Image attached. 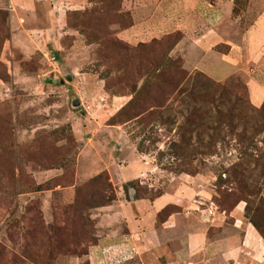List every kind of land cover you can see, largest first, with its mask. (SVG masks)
I'll use <instances>...</instances> for the list:
<instances>
[{
	"label": "rangeland",
	"instance_id": "374dc122",
	"mask_svg": "<svg viewBox=\"0 0 264 264\" xmlns=\"http://www.w3.org/2000/svg\"><path fill=\"white\" fill-rule=\"evenodd\" d=\"M192 1L38 0L26 8L0 0V264H88L101 235L116 243L108 234L131 217L129 204L139 218L136 187L153 200L182 186L177 196L195 206L178 201L179 231L160 230L152 248L140 237L128 255L107 247L104 264L133 253L121 264H264V239L250 223L264 234V114L242 75L218 81L193 68L192 47L178 49L183 35L163 10ZM161 13L166 24L155 20ZM168 58L194 78L184 85H203L201 73L232 93L151 107L179 81ZM194 109L207 116L195 119L189 139L182 126ZM219 110L232 117L222 128ZM179 208L158 213L156 228ZM191 231L209 246L192 250L180 236Z\"/></svg>",
	"mask_w": 264,
	"mask_h": 264
},
{
	"label": "crops",
	"instance_id": "0c3cea01",
	"mask_svg": "<svg viewBox=\"0 0 264 264\" xmlns=\"http://www.w3.org/2000/svg\"><path fill=\"white\" fill-rule=\"evenodd\" d=\"M38 0H16L21 7H30L31 2ZM13 2V1H11ZM169 2H164L163 6ZM175 12L170 14L163 10V14L171 16V22L177 24V30L183 35L182 40L177 44L178 49L183 50V54L191 53L189 48H193V54L196 60L193 62V68L203 71L210 77L222 81L233 74L242 75L245 78L248 87L249 99L251 103L259 107L264 102V0H248L244 8H241L237 15L233 14L235 0H193L192 2H177ZM174 10V9H173ZM159 14L156 21L167 23L166 15ZM165 23V24H166ZM183 179V178H182ZM184 186L180 187L176 195H160L153 200L137 199L133 205L141 206L142 219L133 216V207L131 206V217L123 218V226L116 229L114 234H108L111 240L116 243L105 241L101 235L95 245L91 246L85 260L88 264H104L106 254L104 249L112 247L120 253L128 255L132 250L136 253L138 245L136 241L143 237L147 240L146 245H160L158 243V232L177 233L180 226H175L174 221L182 210L177 195ZM169 197V198H168ZM183 202V201H182ZM190 207L195 205L190 202H183ZM168 205L178 207V211L165 217L156 228L155 219L163 209ZM129 214V211H128ZM125 215V214H124ZM184 229V228H183ZM186 230V229H185ZM180 234L183 242H188L192 250L201 246H206L207 238L193 231ZM113 237V238H112ZM184 237V238H183ZM137 239V240H136ZM181 239V240H182ZM160 242V241H159ZM161 247V246H160ZM123 253V254H124ZM134 253L123 259L121 264L134 258ZM261 259L264 257L260 256ZM79 264L82 260L76 259Z\"/></svg>",
	"mask_w": 264,
	"mask_h": 264
},
{
	"label": "trees",
	"instance_id": "16d2710c",
	"mask_svg": "<svg viewBox=\"0 0 264 264\" xmlns=\"http://www.w3.org/2000/svg\"><path fill=\"white\" fill-rule=\"evenodd\" d=\"M246 3H247V0H244V2H242V0H235V7H234V10H233V14L237 15L238 12L240 11V9L245 7ZM176 32L177 33H181L180 31H176ZM181 37H182V33H181ZM179 40H180V38H179ZM168 65H169V68H171L173 71L176 70V73H177V75L179 77V81H177V83H175V84L173 83L170 86H168V88H167L168 89V96H167L168 98L164 102H162V103L154 102L153 106H151V107H154V108H157V109L158 108H162L164 105L171 103L172 100H175V98L179 97L180 95L185 96L187 99H192V97H195L196 95L199 96V95L205 94V95H209V96H211L213 98L215 96V97H217V100H218V96H219V101H221L225 96H229L232 93L233 89H231L230 87H227L226 85L215 84V83H213L211 80H209L207 77H205L201 73H198L197 75L205 78V79H203V81H204L203 85H201V86H199L197 88L193 87L192 85H191V87H189L188 84L184 85L186 82H190V80L193 81L194 78L191 77L190 75H188L185 72V70L182 68V66L179 65L178 61H175V60H172L171 58H168ZM248 99H249V96H248ZM134 100H135V98H132V100L128 103L127 109H130L132 107L135 108L134 105H133L134 104ZM249 102H250V100H249ZM124 109H126V107ZM254 109L257 110L258 112L264 114V102L262 103V105L260 107H255L254 106ZM143 113L144 112L142 110V111L138 112L136 115H134L133 118H137V117L141 116ZM203 115H204V117L206 115V113H204L203 111L199 112V110H197V109L189 110L188 115L186 116V119H185L184 124L182 126L183 128H186V132L189 134L188 135L189 139H190V137L192 135V132L194 130V125H195L194 121H195V119L198 118L202 122L204 120ZM217 116H218V128H222V126L224 125L222 123V119H226V118H228V116L231 117V115H228L227 112H225L223 110H219L217 112ZM182 134H183L182 135L183 137L186 135L185 133H182ZM209 138H210V143H212L213 136L210 135ZM211 145L212 144H208L206 154L207 153L209 154L211 152ZM175 146L178 148V150H180V148H182V146L186 147L187 143H186V141H183L180 145L175 144ZM180 172H184V170H180ZM94 179L95 180H101V179H103V176L102 175H98ZM103 180H104V182H106L105 177H104ZM134 183L135 182H129L128 184H126L124 186L126 194H128L129 186L134 187V185H135ZM108 186H109V184H108ZM147 198L148 197H147V192L146 191H144L141 187H136L135 188V192H134V195H133V199L134 200L147 199ZM112 200H114L113 197H108V198H106L104 200V202L98 204L95 207L105 206L107 203H110ZM262 201H263V199L260 198V203ZM250 223L254 226V228L258 231V233L264 239V234L260 230V227H259L258 223L256 222V220L251 218L250 219ZM93 245H91V246H93Z\"/></svg>",
	"mask_w": 264,
	"mask_h": 264
},
{
	"label": "water",
	"instance_id": "95a60500",
	"mask_svg": "<svg viewBox=\"0 0 264 264\" xmlns=\"http://www.w3.org/2000/svg\"><path fill=\"white\" fill-rule=\"evenodd\" d=\"M71 78L69 77L68 80H70ZM80 105V101L79 100H75L74 101V106H79Z\"/></svg>",
	"mask_w": 264,
	"mask_h": 264
}]
</instances>
